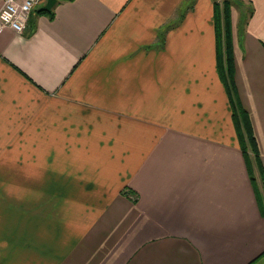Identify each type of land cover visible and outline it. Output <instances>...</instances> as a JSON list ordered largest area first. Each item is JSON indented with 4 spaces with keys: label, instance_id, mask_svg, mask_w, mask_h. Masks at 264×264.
Here are the masks:
<instances>
[{
    "label": "crops",
    "instance_id": "crops-1",
    "mask_svg": "<svg viewBox=\"0 0 264 264\" xmlns=\"http://www.w3.org/2000/svg\"><path fill=\"white\" fill-rule=\"evenodd\" d=\"M46 3L0 33V264H264L232 103L264 175V0L232 3L234 94L215 0Z\"/></svg>",
    "mask_w": 264,
    "mask_h": 264
},
{
    "label": "trees",
    "instance_id": "trees-1",
    "mask_svg": "<svg viewBox=\"0 0 264 264\" xmlns=\"http://www.w3.org/2000/svg\"><path fill=\"white\" fill-rule=\"evenodd\" d=\"M58 1H70V0H58ZM215 9V25L217 36V62L219 72L227 86V89L234 94V74H235V59L233 53V27H232V6L226 1L224 7H220L216 3ZM232 97V96H231ZM233 103V119L237 128L239 140L244 153L248 156L250 152L253 154L252 159L249 158L250 169L252 172V180L257 185V180L260 179L261 185L264 189V175L262 173V167L260 162V152L251 122L248 118L247 112L241 105L236 103L234 97H232ZM255 162L259 176L256 175L254 165ZM257 192L260 196V191L257 186Z\"/></svg>",
    "mask_w": 264,
    "mask_h": 264
},
{
    "label": "built area",
    "instance_id": "built-area-1",
    "mask_svg": "<svg viewBox=\"0 0 264 264\" xmlns=\"http://www.w3.org/2000/svg\"><path fill=\"white\" fill-rule=\"evenodd\" d=\"M43 0H5L0 9V33L11 28L23 34L27 28L33 10Z\"/></svg>",
    "mask_w": 264,
    "mask_h": 264
},
{
    "label": "rangeland",
    "instance_id": "rangeland-1",
    "mask_svg": "<svg viewBox=\"0 0 264 264\" xmlns=\"http://www.w3.org/2000/svg\"><path fill=\"white\" fill-rule=\"evenodd\" d=\"M215 1L217 4L220 5L221 8L224 7V2L228 1L231 4V6L233 3V5H235L238 9H242L243 0H215Z\"/></svg>",
    "mask_w": 264,
    "mask_h": 264
},
{
    "label": "water",
    "instance_id": "water-1",
    "mask_svg": "<svg viewBox=\"0 0 264 264\" xmlns=\"http://www.w3.org/2000/svg\"><path fill=\"white\" fill-rule=\"evenodd\" d=\"M56 3H57V0H47V3L44 6H42L39 9V11L40 12H50L53 9V7L56 5Z\"/></svg>",
    "mask_w": 264,
    "mask_h": 264
}]
</instances>
